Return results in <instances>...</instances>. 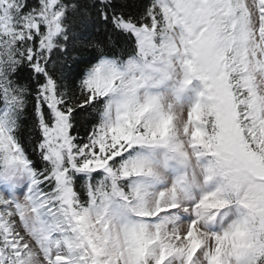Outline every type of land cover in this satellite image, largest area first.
<instances>
[{
  "label": "snow or ice",
  "instance_id": "1",
  "mask_svg": "<svg viewBox=\"0 0 264 264\" xmlns=\"http://www.w3.org/2000/svg\"><path fill=\"white\" fill-rule=\"evenodd\" d=\"M0 264H264V0H0Z\"/></svg>",
  "mask_w": 264,
  "mask_h": 264
}]
</instances>
